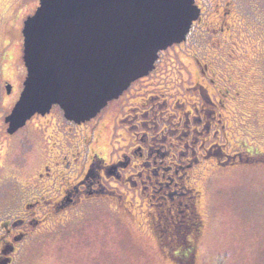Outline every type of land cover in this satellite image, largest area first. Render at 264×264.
<instances>
[{
	"label": "flooded vegetation",
	"instance_id": "obj_1",
	"mask_svg": "<svg viewBox=\"0 0 264 264\" xmlns=\"http://www.w3.org/2000/svg\"><path fill=\"white\" fill-rule=\"evenodd\" d=\"M195 3L201 12L186 38L161 50L155 68L94 117L71 120L55 104L21 127L28 130L27 137H19L25 148L33 147L31 126L46 142L32 176L15 182L0 205V264H15L23 250L42 238L68 231L76 218L84 217L78 208L87 203L104 213L145 216L162 229L174 224V234L191 244L187 234L204 201L203 171L209 165L222 169L264 160L242 148L244 138L226 150L233 142L228 113H235L242 100L240 82L230 74L240 43L236 11L241 5L238 0ZM224 46L234 53L228 52L227 64L216 52ZM26 77L27 70L19 94ZM146 79L149 83H143ZM4 83L7 95L13 94V80ZM113 122L121 130L112 132L118 138L109 154L103 141ZM21 128L7 133L17 137Z\"/></svg>",
	"mask_w": 264,
	"mask_h": 264
},
{
	"label": "rangeland",
	"instance_id": "obj_2",
	"mask_svg": "<svg viewBox=\"0 0 264 264\" xmlns=\"http://www.w3.org/2000/svg\"><path fill=\"white\" fill-rule=\"evenodd\" d=\"M238 2L241 11H236L239 26L236 31L240 43L230 74L240 82L242 100L235 113H228L233 142L226 144V150L232 151L241 142L239 139L244 138L242 148L251 156H258L264 155V0ZM39 3V0H0V205L14 191L15 182L32 176L46 142L31 126L29 139H33V147L25 148L19 137H27L28 130L21 128L17 137L10 136L4 120L20 97L18 87L26 73L24 21ZM216 52L224 64L231 60L228 52L233 53L229 46ZM9 79L16 84L11 95H7L4 86ZM167 83L171 84L172 78ZM114 124H109L103 141L109 154L113 153L118 138L112 132L121 130ZM207 168L199 176L204 196L199 212L204 230L195 264H264V160L222 169L212 165ZM99 208L91 203L79 207L83 218H76L61 235L47 236L40 244L23 250L15 264H173L172 261L184 264V257L174 253L187 255L192 244L170 234L162 236L158 244L145 216L104 213ZM70 217L74 218L73 214ZM169 226L174 228V224Z\"/></svg>",
	"mask_w": 264,
	"mask_h": 264
},
{
	"label": "water",
	"instance_id": "obj_3",
	"mask_svg": "<svg viewBox=\"0 0 264 264\" xmlns=\"http://www.w3.org/2000/svg\"><path fill=\"white\" fill-rule=\"evenodd\" d=\"M200 12L195 0H40L24 21L27 77L7 132L55 104L68 119L94 117L183 41Z\"/></svg>",
	"mask_w": 264,
	"mask_h": 264
},
{
	"label": "trees",
	"instance_id": "obj_4",
	"mask_svg": "<svg viewBox=\"0 0 264 264\" xmlns=\"http://www.w3.org/2000/svg\"><path fill=\"white\" fill-rule=\"evenodd\" d=\"M260 158H264V156L259 155ZM201 215V213H200ZM195 220V224H193V229L192 231H190V233L187 234V238L191 241L192 244V249L188 252V254L186 255L184 252H177L174 254H179L177 256H182L184 257L185 261L184 264H195V261L197 259V253H198V242L200 240V237L202 236V232L204 230V226H203V220L201 219V217L199 219H194ZM149 227L152 229V231L154 232V235L156 236V240L158 242V244H160V242H162L161 237L165 236L167 234L173 235L174 234V230H172V227H168L167 229L163 228V226L155 221H151L149 223ZM174 236L179 239L180 241H184L185 238L181 235V234H174ZM173 236V237H174ZM173 264H176V262L172 261Z\"/></svg>",
	"mask_w": 264,
	"mask_h": 264
}]
</instances>
